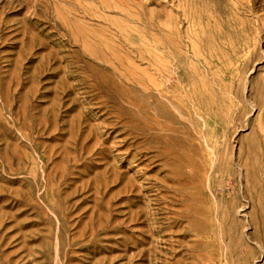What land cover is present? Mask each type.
<instances>
[{"label": "rangeland", "instance_id": "1", "mask_svg": "<svg viewBox=\"0 0 264 264\" xmlns=\"http://www.w3.org/2000/svg\"><path fill=\"white\" fill-rule=\"evenodd\" d=\"M0 264H264V0H0Z\"/></svg>", "mask_w": 264, "mask_h": 264}, {"label": "bare ground", "instance_id": "2", "mask_svg": "<svg viewBox=\"0 0 264 264\" xmlns=\"http://www.w3.org/2000/svg\"><path fill=\"white\" fill-rule=\"evenodd\" d=\"M169 82V81H168Z\"/></svg>", "mask_w": 264, "mask_h": 264}]
</instances>
